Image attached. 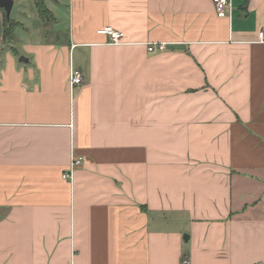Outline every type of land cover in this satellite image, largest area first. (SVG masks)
<instances>
[{"label":"crops","instance_id":"crops-1","mask_svg":"<svg viewBox=\"0 0 264 264\" xmlns=\"http://www.w3.org/2000/svg\"><path fill=\"white\" fill-rule=\"evenodd\" d=\"M61 1L0 11V264H264V0Z\"/></svg>","mask_w":264,"mask_h":264},{"label":"rangeland","instance_id":"rangeland-1","mask_svg":"<svg viewBox=\"0 0 264 264\" xmlns=\"http://www.w3.org/2000/svg\"><path fill=\"white\" fill-rule=\"evenodd\" d=\"M14 2L15 4L11 14V20L12 22L19 24V26L15 28L14 32L17 40H23V38L29 39V34H31V38L34 39L38 36V34L44 35L45 33V35H51L59 33V31H57V26L61 24L63 25L68 11V6L67 4H62L64 3L63 1L49 0L48 8L53 11L52 14L58 23L51 24L40 18L33 0H14ZM63 29L66 28L63 26ZM50 35L48 40H46L47 42H50ZM17 40L15 44H18ZM15 48L18 49L16 45Z\"/></svg>","mask_w":264,"mask_h":264},{"label":"built area","instance_id":"built-area-1","mask_svg":"<svg viewBox=\"0 0 264 264\" xmlns=\"http://www.w3.org/2000/svg\"><path fill=\"white\" fill-rule=\"evenodd\" d=\"M214 5L216 8V13L220 18L230 17L232 12V0H214ZM100 35L107 36L110 38V45L119 46L124 44L125 35L124 33L117 31L111 27H105L98 31ZM257 43L264 44V31L259 32ZM165 46L163 43H152L148 44V52L156 53L164 51ZM70 88L73 90L74 88L81 86L84 84V78L82 72L77 68L73 67L71 63L70 69V79H69ZM84 164V160L82 158L73 157L71 164V171L66 173L64 177L66 179H72L73 171L82 166ZM71 264V263H69ZM185 264H188L186 261Z\"/></svg>","mask_w":264,"mask_h":264},{"label":"trees","instance_id":"trees-1","mask_svg":"<svg viewBox=\"0 0 264 264\" xmlns=\"http://www.w3.org/2000/svg\"><path fill=\"white\" fill-rule=\"evenodd\" d=\"M36 6V9L38 11V14L41 19L45 20V22L56 24V18L52 14V12L49 10L46 4V0H33ZM2 9H0L1 11ZM4 11V10H2ZM19 24L16 22H12L7 20V17L5 15V24H4V40L7 43H11L14 40L15 36V28L18 27Z\"/></svg>","mask_w":264,"mask_h":264},{"label":"water","instance_id":"water-1","mask_svg":"<svg viewBox=\"0 0 264 264\" xmlns=\"http://www.w3.org/2000/svg\"><path fill=\"white\" fill-rule=\"evenodd\" d=\"M14 4H15L14 0H0V9L4 10L8 21L11 20V14L14 8ZM59 27L60 26H57V31H59ZM19 61L21 63H28V59L25 58L24 56H22ZM184 239L188 241L189 236L185 235Z\"/></svg>","mask_w":264,"mask_h":264}]
</instances>
